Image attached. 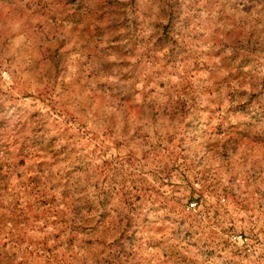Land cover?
<instances>
[{"label": "rangeland", "instance_id": "374dc122", "mask_svg": "<svg viewBox=\"0 0 264 264\" xmlns=\"http://www.w3.org/2000/svg\"><path fill=\"white\" fill-rule=\"evenodd\" d=\"M0 264H264V0H0Z\"/></svg>", "mask_w": 264, "mask_h": 264}, {"label": "built area", "instance_id": "2783aa9c", "mask_svg": "<svg viewBox=\"0 0 264 264\" xmlns=\"http://www.w3.org/2000/svg\"><path fill=\"white\" fill-rule=\"evenodd\" d=\"M195 202L191 201L188 203L189 207H194L195 206ZM229 241L231 243L237 244V245H247L248 244V237L246 236V234H230L229 235Z\"/></svg>", "mask_w": 264, "mask_h": 264}]
</instances>
